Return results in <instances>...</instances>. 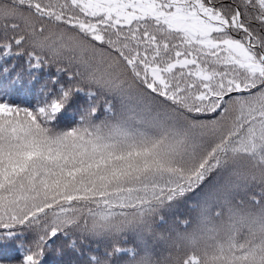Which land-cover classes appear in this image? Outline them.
<instances>
[{
  "label": "snow or ice",
  "instance_id": "snow-or-ice-1",
  "mask_svg": "<svg viewBox=\"0 0 264 264\" xmlns=\"http://www.w3.org/2000/svg\"><path fill=\"white\" fill-rule=\"evenodd\" d=\"M0 264H264V0H0Z\"/></svg>",
  "mask_w": 264,
  "mask_h": 264
},
{
  "label": "trees",
  "instance_id": "trees-1",
  "mask_svg": "<svg viewBox=\"0 0 264 264\" xmlns=\"http://www.w3.org/2000/svg\"><path fill=\"white\" fill-rule=\"evenodd\" d=\"M52 71L54 72V71H55V69H52Z\"/></svg>",
  "mask_w": 264,
  "mask_h": 264
}]
</instances>
